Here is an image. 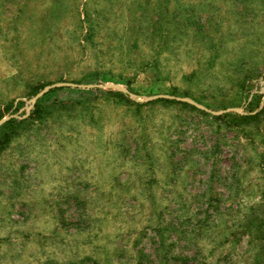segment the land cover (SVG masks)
<instances>
[{
	"label": "rangeland",
	"instance_id": "rangeland-1",
	"mask_svg": "<svg viewBox=\"0 0 264 264\" xmlns=\"http://www.w3.org/2000/svg\"><path fill=\"white\" fill-rule=\"evenodd\" d=\"M0 264H264V0H0Z\"/></svg>",
	"mask_w": 264,
	"mask_h": 264
}]
</instances>
